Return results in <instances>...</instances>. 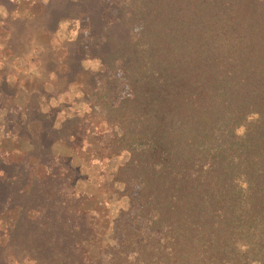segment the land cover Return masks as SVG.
<instances>
[{
	"label": "trees",
	"instance_id": "obj_1",
	"mask_svg": "<svg viewBox=\"0 0 264 264\" xmlns=\"http://www.w3.org/2000/svg\"><path fill=\"white\" fill-rule=\"evenodd\" d=\"M81 17L102 41L91 57L126 73L129 95L108 107L116 129L103 158L129 154L117 178L138 187L149 236L126 229L118 247L92 258L88 196L52 152L61 141L83 147L87 127L57 124L56 109L31 98L26 124L14 123L12 104L3 119L6 135L32 150L8 160L0 145V215L16 216L0 264H264V0H47L38 21L54 34ZM66 52L71 84L84 57L74 44ZM17 93L1 79L2 104Z\"/></svg>",
	"mask_w": 264,
	"mask_h": 264
},
{
	"label": "rangeland",
	"instance_id": "obj_2",
	"mask_svg": "<svg viewBox=\"0 0 264 264\" xmlns=\"http://www.w3.org/2000/svg\"><path fill=\"white\" fill-rule=\"evenodd\" d=\"M12 7L0 5V81L4 77L18 90L14 104L0 100V145L5 158L20 160L31 152L28 141L7 136L4 116L7 105H15L18 117L14 123L26 124L27 105L31 98L45 112L55 108L58 123L68 118H78L87 127L83 147H70L65 142L53 146L55 155L66 158L76 171L75 190L87 195L86 209L93 218L95 239L90 246L92 258H97L106 247L116 248L124 238L125 230L137 232L140 239L149 236L147 220L140 217L138 187L125 185L117 173L129 160V154L112 159L105 146L111 135L107 125L108 107L129 95L126 73L122 64L117 72H109L91 57V50L101 45V38L90 29L85 17L64 21L54 34L41 32L39 17L47 0H10ZM108 17L114 16L113 6L104 3ZM21 21L19 24H15ZM27 21V23H24ZM21 23H23L21 25ZM23 27L22 31L20 28ZM74 44L84 57L83 73L75 83L64 77L67 46ZM44 47L42 51L41 47ZM107 132L106 136L105 133ZM244 129L238 131L239 135ZM101 134H104L101 136ZM87 139V140H86ZM14 214L0 215V244L7 240V230L13 225ZM11 264H32L31 261H13Z\"/></svg>",
	"mask_w": 264,
	"mask_h": 264
}]
</instances>
